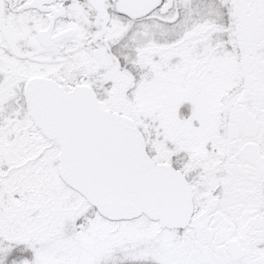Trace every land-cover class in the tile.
Wrapping results in <instances>:
<instances>
[{"label": "snow or ice", "instance_id": "6c2138e0", "mask_svg": "<svg viewBox=\"0 0 264 264\" xmlns=\"http://www.w3.org/2000/svg\"><path fill=\"white\" fill-rule=\"evenodd\" d=\"M0 264H264V0H0Z\"/></svg>", "mask_w": 264, "mask_h": 264}]
</instances>
